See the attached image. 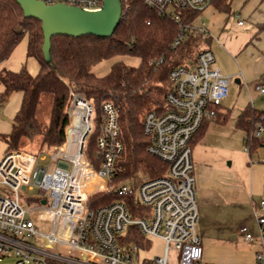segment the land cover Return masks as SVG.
Listing matches in <instances>:
<instances>
[{
    "label": "built area",
    "instance_id": "2783aa9c",
    "mask_svg": "<svg viewBox=\"0 0 264 264\" xmlns=\"http://www.w3.org/2000/svg\"><path fill=\"white\" fill-rule=\"evenodd\" d=\"M42 1L89 11L102 6V0ZM211 1L144 0L179 24L172 47L192 33L207 35L203 21L184 22L181 13L202 12ZM111 65L98 74L108 73ZM168 77L165 110H150L143 119L149 138L147 151L166 165L158 176L112 184L123 150L119 110L105 100L97 118L91 101L76 94L67 107L69 123L63 143L37 154L4 152L0 159V256H13V264H172L171 257L177 264H201L203 247L196 229L198 206L190 145L201 125L222 112L231 76L216 66L210 48L200 47L193 57L172 67ZM256 88L264 93L263 84ZM95 124L98 133L90 153L86 142ZM261 131L258 126L255 133ZM45 156L48 164L40 165ZM34 188L37 193L26 204L21 191ZM101 192H113L120 198L94 206L90 199ZM130 193L142 207L135 214L121 199ZM251 211L256 231L241 224L237 237L255 244L253 264H264V198ZM150 237L163 242V252L152 259L140 258L138 252L149 247Z\"/></svg>",
    "mask_w": 264,
    "mask_h": 264
},
{
    "label": "trees",
    "instance_id": "16d2710c",
    "mask_svg": "<svg viewBox=\"0 0 264 264\" xmlns=\"http://www.w3.org/2000/svg\"><path fill=\"white\" fill-rule=\"evenodd\" d=\"M219 10L230 7V0H212ZM124 13L120 16L109 36L92 34L70 36L52 35L50 38L51 63L42 53L43 35L40 21L25 17L15 0H0V64L8 58L15 45L27 36L26 55L38 62V71L32 75L23 65L19 70L0 69L3 90L0 97H8L20 91L21 101L13 116L10 130L0 134L5 143V152L19 150L22 138L32 139L41 135L46 149L60 145L66 138L69 123L67 107L72 94L91 101L97 118L100 105L109 100L118 108L119 136L123 150L117 158L119 169L112 184L132 182L158 176L165 171V163L148 153V135L144 132L143 119L150 110H165V95L170 87L168 73L200 49L208 35L192 33L178 45L171 43L178 32L179 24L168 16L148 7L144 0H122ZM199 10H184L182 21H193ZM149 22V23H148ZM264 31V20L257 25ZM117 56H134L137 65L113 61L105 75L93 71L98 63ZM162 58L161 61L159 59ZM43 93L52 96L49 118L43 124L38 116V106ZM228 114L218 113L216 120L225 123ZM209 121L195 132L191 144L201 139ZM235 127L244 133V143L249 154L264 145V108L246 105L237 115ZM258 126L262 131L256 134ZM98 128L87 137L86 150H94ZM120 198L113 192L97 193L90 201L94 206L107 204ZM133 214L142 208L133 193L121 196Z\"/></svg>",
    "mask_w": 264,
    "mask_h": 264
},
{
    "label": "rangeland",
    "instance_id": "374dc122",
    "mask_svg": "<svg viewBox=\"0 0 264 264\" xmlns=\"http://www.w3.org/2000/svg\"><path fill=\"white\" fill-rule=\"evenodd\" d=\"M250 2L252 0H230V7L226 10H219L214 4L210 3L200 13L196 21H203L207 25V34L209 32L212 33L213 30L214 35L216 33L217 36L220 35L219 40L222 46L225 48L231 46L236 51L238 46L243 47L241 42H248L247 30L252 26V21L248 18L249 16L243 14L242 10L245 11V5ZM238 20H242L244 22L243 25L238 24ZM214 29H216L215 32ZM257 33L259 32L257 31ZM223 36L228 40L227 44L222 41L221 38ZM26 45L27 36L25 35L15 45L8 58L0 64V69L4 67L17 71L24 65L29 73L32 75L36 74L38 62L35 58L26 55ZM200 47L209 48V44L203 42ZM115 60H122L132 65L139 63V59L134 56H117L102 60L93 67V71L100 73V71L109 68V65ZM232 77H230L229 83V96L227 97L228 99L226 98L227 100L225 99L226 102L224 101L229 107L232 106L238 94V87L233 82ZM256 83L250 82L248 87H246V92H249L253 105L262 108L264 107V93H261L256 88ZM2 90L3 86L0 83V93ZM21 95L20 91H16L8 97H0V134L7 133L10 130L13 116L20 105ZM51 99L50 93H43L41 95L37 116L43 124L47 123L49 118ZM234 118V113H231L225 123L209 120L203 137L190 145L193 164L202 163L215 168V170L226 171L229 175L225 174L226 177L237 176L238 185L242 187L240 194L245 201L242 206L226 202L227 204L211 208L212 213L210 215L211 219L208 221L209 229L207 234L213 237L215 242L211 248L213 255L211 262L215 264H251L250 260L255 244L246 242L236 236L241 224L245 225L251 232L256 231V223L252 216L249 200L251 198L259 201L264 198V161H262V158H264V145L257 147L255 151L249 154L243 141L244 133L241 129L234 126ZM5 148V143L0 137V159L5 152ZM18 149L33 154L46 150L42 144L41 135H36L32 139L22 138ZM48 162L49 157L45 156L43 160H40L39 164L47 165ZM217 174L219 173L217 172ZM21 192L27 204L32 202V198L37 193V188ZM200 224L201 219L199 218L196 229L202 237ZM150 241L147 249L139 250L138 255L140 258L152 259L154 256L162 254L163 242L156 237H150ZM173 253L172 251L171 256ZM13 262V256H0V264H13ZM171 262L172 264H177V259L171 257ZM206 262L203 257L201 264H205Z\"/></svg>",
    "mask_w": 264,
    "mask_h": 264
},
{
    "label": "crops",
    "instance_id": "0c3cea01",
    "mask_svg": "<svg viewBox=\"0 0 264 264\" xmlns=\"http://www.w3.org/2000/svg\"><path fill=\"white\" fill-rule=\"evenodd\" d=\"M245 7V11L242 10V12L244 15L249 16L248 18L252 21V26H250L247 30L248 42H241L243 47L238 46L236 51H234L231 46L229 48H225L219 40L220 35L217 36V33L214 35L213 30L212 33L209 32L207 34L208 41L206 42L209 44V48L214 53L215 64L217 62L216 66L224 74L233 76V82L238 87V94L236 95L232 106L229 107V105L225 103L228 98L224 100L225 102L222 104L221 113H227L228 117L231 113H234L235 118L233 124H235L238 113L246 105L250 104L254 106L249 92H246L248 84L250 82H257L256 86L262 84L264 85V31L257 33V25L264 20V0H252V2L246 4ZM243 23L244 22H242V25ZM215 30L216 29H214V32ZM221 39L225 44H227L228 40L224 36ZM259 80L261 81L258 82ZM217 172L219 174H217ZM225 174L229 176L226 171H221L219 169L215 170V168L202 163L194 164L198 216L201 219L200 231L202 237H200L203 247L202 258L204 257L207 261L206 264H215L211 262L213 259L211 248L215 242L213 237L207 234L209 229L208 221H210V215L212 213L211 208L214 206H220L221 204H227L226 202L237 205L240 204L242 206L245 202L243 196L240 194L242 187L238 185L237 176L232 175L231 177H226ZM249 202L252 209V206L258 201L250 198ZM253 247L252 258L250 260L251 264H253L254 253L257 249L256 245Z\"/></svg>",
    "mask_w": 264,
    "mask_h": 264
},
{
    "label": "water",
    "instance_id": "95a60500",
    "mask_svg": "<svg viewBox=\"0 0 264 264\" xmlns=\"http://www.w3.org/2000/svg\"><path fill=\"white\" fill-rule=\"evenodd\" d=\"M25 17L40 21L43 35L42 53L46 62L51 63L50 38L65 34L80 36L92 34L109 36L121 16L120 0H102L99 10L89 11L64 3L46 4L42 0H15ZM45 201L42 200V203Z\"/></svg>",
    "mask_w": 264,
    "mask_h": 264
}]
</instances>
